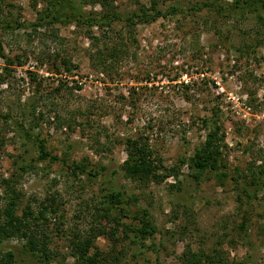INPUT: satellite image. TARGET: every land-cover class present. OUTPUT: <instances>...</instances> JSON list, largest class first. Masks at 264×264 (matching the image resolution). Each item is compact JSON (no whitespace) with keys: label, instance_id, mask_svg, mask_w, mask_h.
Returning <instances> with one entry per match:
<instances>
[{"label":"rangeland","instance_id":"obj_1","mask_svg":"<svg viewBox=\"0 0 264 264\" xmlns=\"http://www.w3.org/2000/svg\"><path fill=\"white\" fill-rule=\"evenodd\" d=\"M75 1L101 10L98 2ZM202 1L209 5L190 8ZM226 1L158 0L167 14L136 23L125 41L119 21L108 35L75 22L34 27L46 0H0V18L23 23L0 28V194L2 178L11 177L21 191L18 213L47 205L33 229L47 235L51 264L72 263V240L98 228L106 231L93 242L106 255L113 249V264H187V247H215L214 264H264V183L256 178L264 170V11L261 20L229 16ZM141 4L149 0H113L122 14ZM204 119L220 123L222 160L196 172ZM20 123L58 157H39ZM138 135L161 156V182L140 183L120 168L126 137ZM76 163L85 171H74ZM109 185L122 193L111 212L117 221L104 211ZM121 206L148 219L154 234L135 235L138 220ZM23 244L12 237L0 250L39 264Z\"/></svg>","mask_w":264,"mask_h":264},{"label":"trees","instance_id":"obj_2","mask_svg":"<svg viewBox=\"0 0 264 264\" xmlns=\"http://www.w3.org/2000/svg\"><path fill=\"white\" fill-rule=\"evenodd\" d=\"M91 1L98 2L101 10L86 11L82 6L78 5L75 0H46L45 7L30 24L31 26L37 27L43 24L50 25L54 23L75 22L90 27L97 26L100 29L101 35H108L109 32L112 31L113 23L119 21L128 34V36L123 38L121 36V38L122 40L128 41L131 39L129 35L131 34L130 30H133L136 23L152 21L158 16L167 14L166 11L161 9V6H158V0H149V5L141 4L137 10H133L128 14L119 13L114 8L113 0ZM207 5H209L208 1H202L190 8L197 10ZM223 6L224 14L229 16L238 17L248 12L254 14L259 20L263 18L264 0H229L226 1ZM169 7L173 8L174 6L170 5ZM14 22L15 25L13 26L9 19L0 18V28L13 29V27H21L23 24L18 21ZM91 38L98 43V36L91 35ZM7 60L12 62L14 59L8 57ZM63 62H65V59H63ZM203 122L206 124L205 126L208 127L205 139L199 147L194 149L192 157V167L195 168L196 172L208 168H218L222 160L221 150L224 142V133L221 131L220 123L215 119L212 120L211 123H207V119H204ZM20 131L23 133L24 138L31 139L34 143L37 142L39 157H49L50 159H56L58 157L57 154L52 153L46 148L43 139L38 133H33L31 129H26L22 123H20ZM124 142L126 158L120 164V168L127 177L138 180L140 183H148L149 181L158 183L164 180L166 171L163 168L164 164L161 156L153 150L147 136H128ZM22 161L25 162L24 159ZM77 169L85 171L82 163L74 164V171ZM256 178L259 182L264 183L263 169L256 173ZM2 183L3 193L0 194V241L12 237L22 238L24 239V244L21 247L22 250L35 256L39 264H51L50 262L54 259V255L47 244V235L38 234L37 231L33 229V226L37 227V225H40V220L47 218V205L41 202L38 211L35 213L31 206L26 204L23 206L21 213H18L17 207L19 198L21 197V191L17 189L16 181L11 177L2 178ZM105 189L106 193L103 195V201L108 202V206L104 208V211H110L108 215H111V212L116 210L118 204L121 203L122 193L112 185L104 187V190ZM53 198V196H50L51 201ZM120 209H122V212H125L124 216H129L132 219L138 220L136 227L134 226L131 228L135 230V235L139 238L151 237L154 234L155 226L152 225L148 219L138 217L137 213L130 212L126 207L121 206ZM54 210L55 208L51 207V211ZM115 217L116 216L112 214V218L117 221L118 219ZM123 225L125 228L128 226L125 223H123ZM239 225L241 227L243 226L242 223ZM105 231V229L98 228L94 235L90 234L82 238H74L70 249L72 250L71 253L76 256V259L72 263L57 259L58 264H113L112 261L107 260L108 255L112 254L111 251H113V249L106 255L93 242V237L96 236V233H105ZM91 246H93L92 250ZM114 255L116 254H113V258H117ZM216 255L217 249L215 247L210 252L205 250L193 251L187 247L183 253V260L187 264H199L200 262H202V264H214L217 260ZM20 258L21 257H17L15 249L13 248L0 250V264H20ZM110 259H112V257H110ZM241 263L245 264L244 261Z\"/></svg>","mask_w":264,"mask_h":264}]
</instances>
